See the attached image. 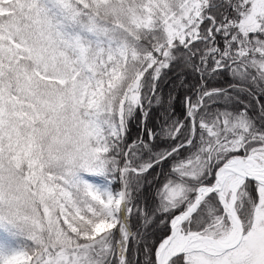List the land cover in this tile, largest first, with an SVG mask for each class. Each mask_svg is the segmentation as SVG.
<instances>
[{"label": "snow or ice", "instance_id": "obj_1", "mask_svg": "<svg viewBox=\"0 0 264 264\" xmlns=\"http://www.w3.org/2000/svg\"><path fill=\"white\" fill-rule=\"evenodd\" d=\"M0 264H264V0H0Z\"/></svg>", "mask_w": 264, "mask_h": 264}, {"label": "trees", "instance_id": "obj_2", "mask_svg": "<svg viewBox=\"0 0 264 264\" xmlns=\"http://www.w3.org/2000/svg\"><path fill=\"white\" fill-rule=\"evenodd\" d=\"M188 79H189V80H191V79H192V77H191V75H190V74L188 75ZM172 80H175V77H172ZM167 87H168V86H167V85H165V88H167Z\"/></svg>", "mask_w": 264, "mask_h": 264}]
</instances>
